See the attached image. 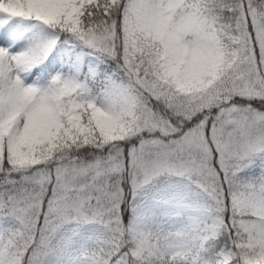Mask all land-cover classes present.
<instances>
[{"label": "snow or ice", "instance_id": "obj_1", "mask_svg": "<svg viewBox=\"0 0 264 264\" xmlns=\"http://www.w3.org/2000/svg\"><path fill=\"white\" fill-rule=\"evenodd\" d=\"M0 264H264V0H0Z\"/></svg>", "mask_w": 264, "mask_h": 264}]
</instances>
